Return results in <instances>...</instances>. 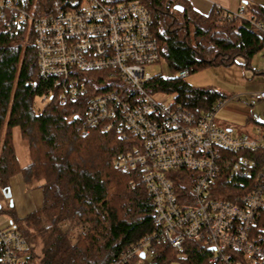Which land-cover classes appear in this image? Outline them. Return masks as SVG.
I'll use <instances>...</instances> for the list:
<instances>
[{
    "label": "built area",
    "instance_id": "built-area-1",
    "mask_svg": "<svg viewBox=\"0 0 264 264\" xmlns=\"http://www.w3.org/2000/svg\"><path fill=\"white\" fill-rule=\"evenodd\" d=\"M244 12L241 3L230 13L244 18ZM247 20L264 34L260 21ZM0 21L32 32L39 77L52 81L61 104L78 101L85 133L99 127L123 136L128 130L138 141L112 162L122 172L137 170L152 199L155 229L122 246L110 264H141L156 245L179 251L187 239L201 242L208 264H264V172L249 156L236 154L261 147L264 135L218 125L214 114L222 102L198 114L151 89L156 76H173L146 70L165 61L144 6L83 0L77 7L38 14L19 0H0ZM253 96L263 99L264 86ZM224 168L229 188L215 186ZM0 247V264H30L26 240L11 226L0 227Z\"/></svg>",
    "mask_w": 264,
    "mask_h": 264
},
{
    "label": "trees",
    "instance_id": "trees-1",
    "mask_svg": "<svg viewBox=\"0 0 264 264\" xmlns=\"http://www.w3.org/2000/svg\"><path fill=\"white\" fill-rule=\"evenodd\" d=\"M19 1L27 10L43 14L77 7L83 0ZM132 1L150 14L158 52L173 76L167 80L156 76L151 89L172 95L192 112L206 113L227 95L212 86L188 84L177 75L181 70L186 68L188 75L230 65L237 57L244 58L248 67L251 58L264 49V34L254 31L247 20L255 18L264 25V0L244 1V18L217 6L202 14L187 0ZM72 113L78 117L63 119ZM82 115L78 101L61 104L52 81L39 77L32 32L9 28L0 21V188H7L10 176L19 172L25 185L34 184L41 197L39 205L23 218L9 204L0 206V214L8 216L11 227L26 240L30 264H110L122 246L140 241L155 229L152 199L137 170L122 172L112 162L137 146V139L128 130L123 136L116 129L99 127L85 133ZM254 124L264 132V119ZM14 129L26 142L28 162L24 165L15 152ZM236 154L249 156L256 169L264 172V143ZM226 171L222 170L215 186L230 187ZM79 227L81 231L74 233ZM179 252L184 256L178 257ZM205 254L201 242L187 239L179 251L166 243L156 245L154 254L141 264H208Z\"/></svg>",
    "mask_w": 264,
    "mask_h": 264
},
{
    "label": "rangeland",
    "instance_id": "rangeland-1",
    "mask_svg": "<svg viewBox=\"0 0 264 264\" xmlns=\"http://www.w3.org/2000/svg\"><path fill=\"white\" fill-rule=\"evenodd\" d=\"M146 70L152 74L159 73L171 76V72L165 62L154 63L147 66ZM259 70L260 73H255ZM264 49L255 54L247 67L242 57H237L236 61L230 65H218L207 67L184 76V80L195 87L212 86L227 95L226 102L217 108L214 120L219 125L233 126L236 130L251 136L257 134L255 121L264 119V98L256 99L253 92L257 91V84L264 77ZM159 96V97H164ZM167 100L172 97L166 94ZM225 99V100H226ZM252 118V120L249 119ZM226 125V126H227ZM261 134L264 135L262 131ZM13 143L15 152L20 164L28 162L26 142L19 136L17 129L13 130ZM82 227L74 229L73 232L81 231ZM86 230V229H85ZM39 246L35 247V252L40 253ZM171 264H180L174 261Z\"/></svg>",
    "mask_w": 264,
    "mask_h": 264
},
{
    "label": "crops",
    "instance_id": "crops-1",
    "mask_svg": "<svg viewBox=\"0 0 264 264\" xmlns=\"http://www.w3.org/2000/svg\"><path fill=\"white\" fill-rule=\"evenodd\" d=\"M190 5L199 13L207 14L212 9V7L217 6L223 11L234 12L238 6L247 0H187ZM259 1V0H254ZM264 86V77L260 79L257 84V89L260 90ZM257 90V91H258ZM256 92V91H255ZM254 93V92H253ZM251 93V94H253ZM230 100H223L221 105ZM220 105V106H221ZM223 105V106H226ZM219 125V124H218ZM221 127L231 128L233 132H240V130L235 131L233 126ZM8 188L10 189V198L12 201V207L18 218H23L26 214L33 211L40 203V191L35 188V185H25L21 173H15L10 176L8 181ZM9 204V200L5 198L0 188V206H6ZM11 226V220L8 216L0 214V227Z\"/></svg>",
    "mask_w": 264,
    "mask_h": 264
},
{
    "label": "water",
    "instance_id": "water-1",
    "mask_svg": "<svg viewBox=\"0 0 264 264\" xmlns=\"http://www.w3.org/2000/svg\"><path fill=\"white\" fill-rule=\"evenodd\" d=\"M174 8L177 9V10H180V11L182 10V6H180V5H174ZM2 193L5 196V198H7L9 200V205L12 206V201H11V198H10V189L8 187L7 188H3L2 189ZM140 256L143 257L144 253L141 252Z\"/></svg>",
    "mask_w": 264,
    "mask_h": 264
}]
</instances>
